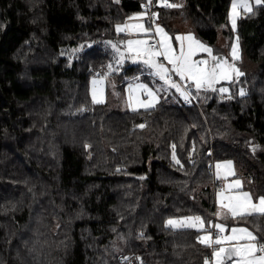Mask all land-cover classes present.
Here are the masks:
<instances>
[{
    "label": "trees",
    "instance_id": "trees-1",
    "mask_svg": "<svg viewBox=\"0 0 264 264\" xmlns=\"http://www.w3.org/2000/svg\"><path fill=\"white\" fill-rule=\"evenodd\" d=\"M146 1L0 0V264H204L200 230L167 220L215 218L214 163L241 165L244 189L264 196V4L236 30L232 0L159 6L169 30L189 22L215 55L238 36L229 94L136 111L93 102L91 77L113 61L105 42L120 45L116 25ZM113 75L143 74L126 62ZM227 222L264 237V216Z\"/></svg>",
    "mask_w": 264,
    "mask_h": 264
},
{
    "label": "snow or ice",
    "instance_id": "snow-or-ice-1",
    "mask_svg": "<svg viewBox=\"0 0 264 264\" xmlns=\"http://www.w3.org/2000/svg\"><path fill=\"white\" fill-rule=\"evenodd\" d=\"M157 3L163 7H181V5L169 3V0H157ZM256 3L264 4V0H256ZM241 5L246 13L253 11L248 0H232L229 15L233 29H235L237 23V9ZM151 6L152 0H149V3L143 6L145 11L135 13L133 17H129V20H142L147 15V9ZM151 17L157 18L158 13L153 12ZM116 30L145 37L143 39L120 41L119 43L124 45L123 48L116 43H112V48L116 50L119 57L116 64L119 66L125 58L142 60L154 70L165 85L175 88L185 100H188L191 95L187 89L194 87L197 92L207 89L215 90V86L219 81H229L234 76L238 79L243 75L234 62L238 58L235 44L231 49L232 60L230 61L228 57L213 55V49L197 39L191 32L175 36V40L179 44L177 50L172 43V37L160 24H155L153 29L146 27L142 22L126 23L117 25ZM157 35L159 39L152 40V37ZM199 53H207L211 59L197 58ZM109 68L111 69V65H109ZM116 70L118 71L119 67ZM173 76H177L180 81L185 82L187 89L173 80ZM104 80L105 78L102 77L100 80L93 81V102H103ZM138 90H146L148 99L142 100ZM219 91L227 93L229 89L221 87ZM241 94L243 95V90H241ZM158 99L157 93L148 85H129L127 103L134 110L140 107L149 108L154 106ZM144 126L143 124L139 125L141 128ZM173 149H175V145H173ZM173 159L179 163L175 151H173ZM216 169L218 178L221 175L224 178L234 175L232 161H218ZM221 169H223V172ZM241 184L240 180L231 181L217 193L220 208L226 209L232 218H242L256 214L264 216V196H259L254 200L250 192L237 191ZM215 215L219 217L225 215V213L217 211ZM167 224L173 227L188 226L199 229L204 233L198 236L197 240L213 249L211 258L205 257L204 264H264V242H262L264 237L257 236L246 227L232 226L229 231L228 224L212 221H209L206 226L205 220L201 216L185 217L181 218L180 221L170 218Z\"/></svg>",
    "mask_w": 264,
    "mask_h": 264
},
{
    "label": "rangeland",
    "instance_id": "rangeland-1",
    "mask_svg": "<svg viewBox=\"0 0 264 264\" xmlns=\"http://www.w3.org/2000/svg\"><path fill=\"white\" fill-rule=\"evenodd\" d=\"M248 3L251 5L252 9H253L254 6L259 5V4L256 3V0H248ZM231 5H232V2H231ZM231 5H230L229 14L231 12ZM144 11H145V9L142 10V11H139V12H144ZM139 12H134V13L128 15L125 18L124 21L118 23L117 25H124L126 23H139V22H142V23L145 24L146 27H151V28L154 29L155 28V24H160L168 32L169 36L172 37V43H173L174 47L177 48V50L179 48V44L175 40V36L176 35H185V34L191 32V33H193L195 35V37L197 39H199L196 36V33H195V30H194L193 26L189 22L175 21V22L172 23V30H169L160 19H156L155 22L153 23V26H150L147 23V21L149 19V13L148 12H147V15L145 17H143L142 20H136V19L129 20V17H133L135 13H139ZM237 13H238V15H237V23H236L235 29H233V27H232L230 15H229V25H230V27L233 30L237 29L238 18L242 14L246 13L245 9H244V7L242 5L240 7H238ZM118 33L126 34V38L124 39V41H127L128 39H143V38H145L142 35L138 36L136 34H129L127 32H118ZM157 37L159 39L158 35H157ZM222 40H223V37H222V34H220L219 41L222 42ZM200 41L203 42L204 44H206L204 41H202V40H200ZM109 42H111V43H109ZM112 43H113L112 41H107V42H105V46L112 50V52H113V61L110 62V64H108L105 68H103V71H102L103 73L102 74H100V75L96 74V75H93L91 77V96H92V90H93V81L94 80H100L102 77H104L105 78V80H104V95H103V102L102 103H107V104H109L110 107L115 108V109H119L121 111H136V110H140V109H149V108H153V107L157 106L161 102L166 103V104H170V105H179V104L187 101V100H185L183 98V96L179 92L176 91L175 88H170L167 85H165L164 81L160 80V78L155 74L154 70H152L142 60H132L130 58H125L122 61V63L118 66L116 64V60L119 57H118V55L116 53V50L112 48ZM234 44L237 46V51H238V58L235 59V60H237V59H239L241 57V53H242L240 40H239L237 35L235 36V38L233 40L232 46ZM206 45H208V44H206ZM118 46L121 47V48L124 47V45H121V44L118 45ZM232 46H231V49H232ZM213 55H215V54L213 53ZM216 56H225V55H216ZM225 57H228L230 61L232 60L231 50H230L229 56H225ZM197 58L208 59V60L211 59L208 56L207 53H199ZM126 62L129 63V64H138L140 66V70L142 71L143 75H138L136 77H125L123 79V81H127L126 84L120 86L117 77L114 76L113 73L117 72V70H116L117 67H119V69H120V67L122 65H124ZM161 62H164V61H161ZM109 65H111V69L109 68ZM238 79L235 78V76H234L232 80L219 81L216 84V86H215V90H219L221 87H226V88L229 89V92H227L226 94H229L231 92V86L229 85V82L234 81V80L237 81ZM173 80H175L176 82L180 83L182 87L187 89V84L185 82H183V81H180L177 76H173ZM138 84L148 85L149 88H152L157 93V96L159 97V99L156 101L154 106H151L149 108L140 107V108H136L134 110L132 107H130L128 105L127 100H128V96H129V85L135 86V85H138ZM187 90L190 91V93H191V95L189 96V99H192V94H194V91H196L195 88L193 87V88L187 89ZM207 90H212V89H207ZM241 90H240V93H241ZM138 92H139L140 97H141L142 100H147L148 99L146 90H138ZM224 161H232V160H221L219 162H224ZM217 162L218 161H216L214 163L215 177L220 181V186H219V188L217 190V193L222 188H224V186L227 183H229L231 181H234V180H240L242 182L241 187L239 189H237V191L250 192L249 190H245L244 189V185L247 183L245 178L236 176V174L239 173L240 171H242V169H243L241 165H238L237 163L232 161L233 162L234 175L228 176L227 178H224L223 175H221V177L218 178L216 176V171H217L216 163ZM221 171L223 172V169H221ZM217 193H216V213H217V211H221V212L225 213V215H222V216H219V217H217L215 215V218L210 220V221H212L214 223H226V224H228L227 218H228V216H230V213H228L226 209H221L220 208V205L218 203ZM253 199L255 200L256 197L253 196ZM195 216H201V215L173 217L172 219H176L177 221H180L181 218L195 217ZM201 217H203V216H201ZM204 220H205V223H206V226H207L209 221H207L205 218H204ZM167 225L170 226V227H173V226H171L169 224H167ZM232 226L246 227V226L238 225V224L229 225V231H230V228ZM173 228L180 229V228H191V227L185 226V227H173ZM246 228H248V227H246ZM192 229H195V228H192ZM248 229L251 230L250 228H248ZM196 230H199V229H196ZM251 231H253V230H251ZM203 234L204 233L200 230V235H203Z\"/></svg>",
    "mask_w": 264,
    "mask_h": 264
},
{
    "label": "built area",
    "instance_id": "built-area-1",
    "mask_svg": "<svg viewBox=\"0 0 264 264\" xmlns=\"http://www.w3.org/2000/svg\"><path fill=\"white\" fill-rule=\"evenodd\" d=\"M149 3V0L148 1H146L144 4H143V6L144 5H147ZM169 3H171V1L169 0ZM159 6H160V4H158L157 3V0H152V6L150 7V8H148L147 9V12L149 13V23L151 24V26H153V20H154V22H155V20L156 19H158V17L157 18H152L151 17V14L153 13V12H155V13H158V16H159ZM144 8V7H143ZM145 9V8H144ZM156 39H158V37L157 36H154V37H152V40H156Z\"/></svg>",
    "mask_w": 264,
    "mask_h": 264
},
{
    "label": "crops",
    "instance_id": "crops-1",
    "mask_svg": "<svg viewBox=\"0 0 264 264\" xmlns=\"http://www.w3.org/2000/svg\"><path fill=\"white\" fill-rule=\"evenodd\" d=\"M245 186V185H244Z\"/></svg>",
    "mask_w": 264,
    "mask_h": 264
}]
</instances>
